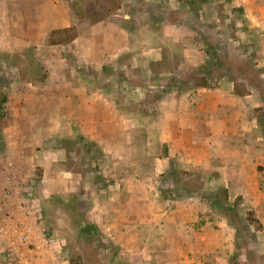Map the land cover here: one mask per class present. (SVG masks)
Returning <instances> with one entry per match:
<instances>
[{"label": "crops", "instance_id": "0c3cea01", "mask_svg": "<svg viewBox=\"0 0 264 264\" xmlns=\"http://www.w3.org/2000/svg\"><path fill=\"white\" fill-rule=\"evenodd\" d=\"M205 1L212 8L206 10L204 5L201 14L177 0H123L109 15L82 20L78 36L70 44L51 45L52 30L76 25L69 5L63 0H56L53 7L49 0H26L32 11L7 29L12 40L8 52L21 54L34 45L41 50L46 76L35 84L38 86L31 81L25 85L38 87L40 96L34 97L48 101L49 108L17 111L15 121L25 118L27 126L3 130L10 158L2 161L0 208L10 195L18 193L30 195L32 203L28 188L33 190L35 183L44 182L45 173L44 169L41 180L33 178L37 144L44 141L37 137L40 129L57 127L61 137L57 139L60 156L56 160L91 167L64 173L78 178L73 192L81 203L82 190H90L94 215L89 223L102 229L107 246L121 248L119 264H228L235 237L226 231V222L219 224L220 230L211 227L205 216L211 209L207 198L221 191L226 199V189L227 203L243 199L251 205L252 194L259 191L254 185L257 165L242 152L250 145L239 137L251 126L246 119L250 113L246 99L253 91L235 93L234 81L228 76L216 80L212 87L197 86L190 72L196 69L199 77L208 78L203 66L205 53L211 50L187 42L180 64L169 68L161 33L166 27L176 33L178 26L186 32L197 31L193 34L216 43L229 56L233 53L227 50V42L238 43V33L231 28L240 30L238 6L244 11L241 20L262 22L264 4L259 0ZM153 4L166 7L165 14L151 11ZM219 5L224 11H219ZM193 15L202 23L196 28ZM220 27L227 33H218ZM23 96L20 92L17 97L24 100ZM8 101L11 103L10 97ZM71 101L72 109H63ZM56 104L60 106L54 107ZM132 132L143 135V149L153 162L148 183L113 173L119 165V159L111 154L114 139L119 133ZM76 150L83 151L85 157ZM10 163L12 169H8ZM95 171L101 179L92 178ZM195 180L200 187L194 189Z\"/></svg>", "mask_w": 264, "mask_h": 264}, {"label": "rangeland", "instance_id": "374dc122", "mask_svg": "<svg viewBox=\"0 0 264 264\" xmlns=\"http://www.w3.org/2000/svg\"><path fill=\"white\" fill-rule=\"evenodd\" d=\"M87 1L88 2L85 3L83 0H73V2L76 3L75 7L71 8L69 6V10L73 17V23L76 24L77 27L82 20L95 21L111 14L116 8L121 6L120 4L123 2V0ZM177 1L178 3L183 4V6L185 3L188 4V2H192L190 10L192 11L194 7L196 11H193H198V13L203 12L202 7L204 5H206V10L212 8V6L207 7L209 2L205 0ZM228 1L229 0H226V2ZM259 1L260 3L263 1L262 4H264V0ZM55 2L56 0H49L51 7H53V4L56 5ZM151 3L157 2L151 1ZM26 4V0H0V94H7L8 98L10 97L11 99V103L8 101V103L4 105V117L0 118V179L2 178V163L4 162V159L10 158V151H8V145L6 144L3 130L15 126L20 127L22 130L23 127H26L28 124L25 118L20 122L15 121L16 117H14V113L17 111H24V109L27 108L34 110V112H40L45 108H49L48 101H38L40 96L38 93L40 92L38 90L39 88L33 87V85L38 84V82L42 80L41 77H43V75L46 76V72L42 68L40 62L39 54L41 50L37 49V45H34L25 48L21 54L12 51L8 52L10 51V43L12 40L9 37V35L11 36V33H8L7 29L10 28V25L14 20L16 22L21 17V19H25L27 14L31 13V7H28ZM218 8L220 12L221 10L224 11L222 5H219ZM27 9H30V12H28ZM150 9L153 12L165 14L166 7L153 4ZM239 9L240 11H238ZM237 12V16L243 19V17H240L244 12L242 6H238ZM193 16V24L196 28L197 25L202 23L196 19L195 15ZM241 19V22L239 23L240 30H238V32L235 30L234 26L231 27L233 32L238 33V36L236 37L238 43L234 44L233 42H227L228 44L226 48L233 54L229 56L225 55L227 59L224 60V63L220 61L221 58L219 56L216 59L213 51L206 52V55L203 54V56L205 55L206 57L203 70L212 83H215L216 80L222 77L228 76L240 85L238 91L241 94L245 95L250 93V90L253 91L252 96L246 99L248 100L247 105L250 107V109H248L250 113L247 115V118H245L250 122L251 126L244 128L245 133L238 136L241 138L243 144L250 145L247 148L243 147L242 152L243 156L248 155L252 157V165H257V182H255L254 185L257 186V190L259 191L252 194L250 199L251 205L243 199L238 202L235 200V202L226 203L225 196L221 191H219L218 196L210 194L208 195L207 202L211 209L208 215L205 216L209 218L212 223L211 227H214L215 230L222 229L219 224H225L226 222V231L233 233V236L235 237L234 253L229 258L228 264H264V98L253 85L244 80L246 72L237 64V60L250 64L255 68V71L264 82V21L256 22L253 19L243 21ZM219 23L222 25L231 24L229 21L226 23H224V21H219ZM171 29L172 27L169 29L166 27L164 29L165 33H161L168 59L167 66L169 68L176 67L180 64L182 60V50L187 42L188 44H200V46L207 47L206 43L200 36L193 34L197 33V31L186 32L185 28H182L181 30L178 26L175 30L176 33H170L169 30ZM167 30L168 33L166 34ZM249 31H251V34ZM190 33L192 34L190 35ZM218 33H227V31L220 27ZM227 66L241 69L233 71ZM198 75V70L194 69L190 72L189 77L195 78L196 84H199L200 77ZM16 78L21 79V82L16 83L14 80ZM30 81L33 83L32 87L25 85V82ZM186 85L187 82L183 83L182 88L186 87ZM20 92L23 94L25 93L23 98L25 101L27 99L26 102L22 98L21 100L18 99L17 96ZM35 95L39 96L35 98ZM57 105L59 104L54 105V107H57ZM256 105H258V108H255ZM72 106V101L67 102L66 106H63V109L64 107H67L66 109H72ZM33 121L34 120H31L30 122L33 123ZM39 133L38 137H36L42 140L44 139V141L38 142L37 144L39 147H37V158L36 163L32 167V172H34L33 178L37 180L40 177L42 178V173L45 169L42 178L44 182L41 183L40 181V184L35 183L33 190L28 188V191L33 195V201L31 204L34 207V210L40 215V225L45 231L49 226V223L51 224L53 234L51 238L48 237V235L47 237L51 240V243L54 244L59 257L61 259H67L71 263L70 255L65 250L66 246H68L66 237L73 233L68 225L67 217L70 214H65L63 211L57 208L55 209L52 204L50 205L48 202L53 195L60 194L62 197H66L74 193V187L76 186L75 180L78 178H75L73 175H66L64 173L65 170L72 169L83 172L91 169V167L81 164L80 166L73 165L71 160H67L64 163L56 160L58 159L57 157L60 156L59 152L56 151L59 145V143L57 144V139L61 137V135L58 134L57 127L54 130L43 128L40 129ZM26 134L29 135V133ZM60 144L62 145L63 143ZM114 144L115 145L111 148V154L119 159V165L116 167V170L113 171L115 176L117 175L120 177L121 175H124L128 177H136L139 178L140 181L148 183L152 179L154 167L152 159L147 156L146 151L143 149V135L135 132H132L129 135L119 133L114 139ZM80 152L82 155H80ZM76 153L82 158L85 157L83 151L76 150ZM39 169H41L42 172H40ZM92 169H94V167H92ZM92 178L99 180L102 178V175L99 171H95ZM109 179L111 180L112 177ZM88 183L90 184V182H87L86 184ZM245 184L247 186L249 185V182H246ZM38 185L41 186L39 187ZM192 187H194V189L200 187L199 182L196 180L193 181ZM79 191L84 192V197L81 203L83 218L86 222H91L94 215V206L90 197V190ZM255 205L257 207H255ZM225 208L229 211L232 209L237 210L238 215H240V223L238 225L231 222L230 218L227 216L228 213ZM249 212H252L255 219L262 225L261 231L258 230L259 228L257 226H251L247 222L246 218ZM104 238L105 236L102 229L94 231V246L99 250L100 255L103 257L104 264H119L117 260L119 259L121 248L111 245L107 246ZM0 264H14L13 257H10L8 253L2 252L0 254Z\"/></svg>", "mask_w": 264, "mask_h": 264}, {"label": "trees", "instance_id": "16d2710c", "mask_svg": "<svg viewBox=\"0 0 264 264\" xmlns=\"http://www.w3.org/2000/svg\"><path fill=\"white\" fill-rule=\"evenodd\" d=\"M66 2L71 8H74L76 3L73 2V0H63ZM85 3H87V0H83ZM78 4V3H77ZM189 6H192V2H188ZM193 10L196 11V9ZM78 36V27L76 25H72L69 28L66 29H60V30H52L49 35V44L51 45H68L71 42H73ZM201 39L206 43L207 47L215 53L216 59L218 56L221 58V62L225 63V59L227 57L221 52L220 47L214 43L209 41L205 37H201ZM237 64L239 67L242 68L246 72V77H244V80L248 81L249 84L253 85L261 94V96L264 98V83L261 80L260 76L255 71V68L252 67L250 64L243 63L239 60H237ZM233 71H236L241 68H236L233 66H227ZM195 79V78H194ZM239 79V78H238ZM237 79V80H238ZM200 83L197 84V86L200 87H212L213 83L210 79L206 77H200ZM172 84H175L176 81L173 80L171 82ZM235 85V93L239 95L241 94L238 91V87L240 86L238 83L234 81ZM8 95L7 94H0V118L4 117V105L8 103ZM224 194L226 195V203L228 201V192L226 189H223ZM238 200V199H237ZM240 200V199H239ZM50 205L56 209H59L63 211L65 214L68 215V225L73 233H71L67 239V244L65 250L70 255L71 264H104V259L100 255L99 250L94 246V231L98 229V227L93 224L86 222L83 218V214L81 212V202L79 199V195L76 193L70 194L66 197H62V195H55L50 198V201L48 202ZM227 208V207H226ZM225 208V209H226ZM228 217L230 218L231 222L233 224H239L240 223V217L238 215V212L236 209L227 210ZM48 215V214H47ZM247 222L251 226H257L259 231L262 230V225L259 221H257L254 217V214L252 212H249L247 214L246 218ZM48 237L51 238L53 234V230L51 227V224L49 223V226L46 229Z\"/></svg>", "mask_w": 264, "mask_h": 264}, {"label": "built area", "instance_id": "2783aa9c", "mask_svg": "<svg viewBox=\"0 0 264 264\" xmlns=\"http://www.w3.org/2000/svg\"><path fill=\"white\" fill-rule=\"evenodd\" d=\"M12 167L10 163L8 169ZM11 176L8 172L7 180ZM17 195H10L0 208V254L8 253L14 264H71L59 257L41 227V217L31 204V196Z\"/></svg>", "mask_w": 264, "mask_h": 264}]
</instances>
